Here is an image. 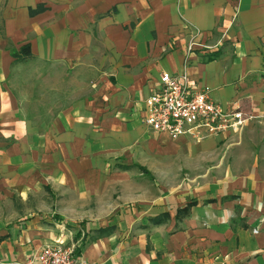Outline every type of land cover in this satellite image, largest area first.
I'll list each match as a JSON object with an SVG mask.
<instances>
[{
  "label": "crops",
  "instance_id": "crops-1",
  "mask_svg": "<svg viewBox=\"0 0 264 264\" xmlns=\"http://www.w3.org/2000/svg\"><path fill=\"white\" fill-rule=\"evenodd\" d=\"M164 73L252 118L199 140L154 132ZM161 143L165 167L195 162L191 186L106 161ZM46 190L88 222L29 213ZM55 244L88 264H264V0H0V264Z\"/></svg>",
  "mask_w": 264,
  "mask_h": 264
},
{
  "label": "built area",
  "instance_id": "built-area-1",
  "mask_svg": "<svg viewBox=\"0 0 264 264\" xmlns=\"http://www.w3.org/2000/svg\"><path fill=\"white\" fill-rule=\"evenodd\" d=\"M197 30L187 46V55L197 45ZM145 123L151 130L173 139L190 135L199 140L229 131L239 132L252 118L239 108L225 111L210 98V89L193 85L186 73H164L159 87L145 100ZM253 232L258 233L254 230ZM74 245H46L27 264H88L75 255Z\"/></svg>",
  "mask_w": 264,
  "mask_h": 264
},
{
  "label": "rangeland",
  "instance_id": "rangeland-1",
  "mask_svg": "<svg viewBox=\"0 0 264 264\" xmlns=\"http://www.w3.org/2000/svg\"><path fill=\"white\" fill-rule=\"evenodd\" d=\"M27 81L29 82V80ZM30 82H31L30 84L33 87L34 83L36 82L35 78H32ZM164 155H166V145L161 143L159 145H155L153 155L150 154V152H147V150L142 147L132 146L127 150L125 149L119 152L115 156L110 157L109 155L106 161L109 164L111 162H116L117 165L126 164V163L144 165L143 167L148 168L149 172L152 175L150 173L146 174L138 168H135L132 171L133 173L132 177L134 179H138L143 184L149 185L150 183L152 182L154 183V181H156L158 185H165L168 181V187L173 184H177L179 187L186 185L191 186L194 182L192 178L195 177L196 175L195 162L185 164L183 166V162L182 165L180 163L182 158H170L168 159L167 166L165 167L164 166L165 159H163ZM108 169L110 173L113 172V170L116 168L110 167ZM123 178L124 180H128L127 176H123ZM38 195L40 196L42 195V201H41L42 203L39 204L38 202H35L33 200L29 202L28 200L26 203L27 205L26 210L29 213H36L39 216H43L42 217L43 219H41V221L45 222L46 219L48 221H53V222L54 221L60 222L64 220L65 221L79 220V221H83L82 223L88 222L87 219L81 220L80 218H72V219L62 218L58 213L60 211L65 213L63 211L64 209L62 208V206H64L66 202L61 201V198L58 196V193L46 190ZM38 209H40L41 211L38 212ZM104 220H109V219H104Z\"/></svg>",
  "mask_w": 264,
  "mask_h": 264
},
{
  "label": "trees",
  "instance_id": "trees-1",
  "mask_svg": "<svg viewBox=\"0 0 264 264\" xmlns=\"http://www.w3.org/2000/svg\"><path fill=\"white\" fill-rule=\"evenodd\" d=\"M43 8H38L37 10H36V12H38V11H41ZM35 13V12H34ZM22 54H25V55H29L30 54V48H29V46L27 45V46H24L22 49H21V51H20Z\"/></svg>",
  "mask_w": 264,
  "mask_h": 264
}]
</instances>
